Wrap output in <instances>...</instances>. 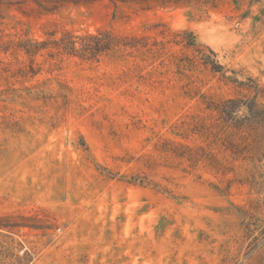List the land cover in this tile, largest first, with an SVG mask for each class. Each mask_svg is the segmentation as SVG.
Here are the masks:
<instances>
[{"label":"rangeland","instance_id":"374dc122","mask_svg":"<svg viewBox=\"0 0 264 264\" xmlns=\"http://www.w3.org/2000/svg\"><path fill=\"white\" fill-rule=\"evenodd\" d=\"M0 264H264V0H0Z\"/></svg>","mask_w":264,"mask_h":264},{"label":"trees","instance_id":"16d2710c","mask_svg":"<svg viewBox=\"0 0 264 264\" xmlns=\"http://www.w3.org/2000/svg\"><path fill=\"white\" fill-rule=\"evenodd\" d=\"M88 49H89V46H88V45H86V44H82V46H81V50H82V51L87 52ZM204 61H205V63H206L207 65H210V66H212V67H215V64H214L212 61H210V58H209V57L204 58Z\"/></svg>","mask_w":264,"mask_h":264}]
</instances>
